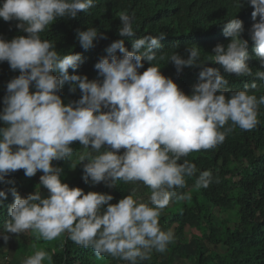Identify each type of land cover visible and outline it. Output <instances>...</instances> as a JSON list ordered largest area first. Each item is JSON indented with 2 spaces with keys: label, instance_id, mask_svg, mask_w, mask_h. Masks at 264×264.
Returning <instances> with one entry per match:
<instances>
[{
  "label": "clouds",
  "instance_id": "1",
  "mask_svg": "<svg viewBox=\"0 0 264 264\" xmlns=\"http://www.w3.org/2000/svg\"><path fill=\"white\" fill-rule=\"evenodd\" d=\"M97 0H2L0 18L16 21L27 35L11 40L0 37V62H7L19 75L6 85L0 110V182L13 184L6 176L23 169L27 177L38 171L40 187L22 197L15 186L0 190V204L8 193L14 202L9 219L0 229L5 245L12 234L31 233L37 241L71 240L81 248L92 249L97 259L116 258L127 264H141L153 252L165 253L175 241L171 229L160 224L170 201L190 200L186 178L196 177L192 190L206 189L218 178L211 170L197 176L190 153L216 149L239 128L250 131L260 123L264 95L256 80L243 90L228 87V76L255 77L264 81V71L247 63L248 40L242 38L243 22L233 17L223 26L230 38L227 45L217 44L212 55L202 58L195 45L185 49L187 57L176 51L167 55L160 41L166 33L135 38L134 16L119 15V36L106 49L107 55L95 63L98 78L76 74L82 63L80 53L62 54L56 41L43 33L58 18H75L96 6ZM239 10L242 0H234ZM254 23L250 37L255 57L264 66V0H248ZM257 16L259 19L257 20ZM76 38L84 50L94 41L106 39L96 27L77 29ZM124 39L132 41V51ZM117 51L121 55H117ZM149 63L143 72L144 62ZM171 61L179 75L185 67L199 66L198 82L186 94L161 67ZM220 64L226 75L207 62ZM161 62H164L163 64ZM73 74H69V69ZM65 83L69 92L79 89L81 96L65 104L60 90ZM34 89V90H30ZM227 93V95H226ZM79 141L82 149L74 155L71 147ZM123 149V152L120 150ZM73 161L82 165L83 180L92 185L103 182L109 188L124 184H143L150 189L145 200L132 187L117 203L112 194L70 187L61 182L62 168L52 161ZM63 245H61L62 247ZM35 249L21 264H53V255L44 247Z\"/></svg>",
  "mask_w": 264,
  "mask_h": 264
},
{
  "label": "trees",
  "instance_id": "2",
  "mask_svg": "<svg viewBox=\"0 0 264 264\" xmlns=\"http://www.w3.org/2000/svg\"><path fill=\"white\" fill-rule=\"evenodd\" d=\"M2 2V0H0ZM243 6L238 10L234 0H97L96 6L87 13L81 11L75 18H58L44 35L47 39L56 41V48L62 54L80 53L82 63L76 69V74L87 75L89 80L97 79L94 65L107 55L105 49L119 36V15L127 12L134 16L133 28L135 38L143 35L166 33L160 41L163 51L170 55L174 50L187 57L185 49L195 45L201 49L202 58L212 55L213 48L219 43L227 45L230 38L223 34V26L234 15L243 22L245 31L242 38L248 40L247 63L253 71H264L259 60L255 57L254 42L250 37V28L254 23L251 13L252 6L248 0H242ZM259 16H257V20ZM16 21L5 22L0 18V37L11 40L18 35H27L16 27ZM89 26L96 27L106 39L94 41V47L84 50L80 46L76 32L87 30ZM125 47L132 51V41L124 39ZM121 55L119 51L116 53ZM162 64L164 62H161ZM208 66L217 68L222 75H228L218 63L207 62ZM144 62L143 72L149 67ZM199 66H188L177 75L174 64L169 61L161 67L165 76L171 77L186 94L191 93L192 86L198 82ZM69 74H73L70 68ZM19 75L18 70H11L9 64L0 62V110L3 109V97L6 85L13 77ZM228 87L232 90H243L245 83L256 80L259 91L256 95H264V81L255 77L237 78L235 74L228 76ZM69 84L65 83L60 95L65 104L78 100L81 96L79 89L75 93L69 92ZM34 90V89H30ZM227 95V93H226ZM260 123L250 131L238 127L216 149L193 152L187 157L197 166V176L200 171L211 170L219 182L213 181L206 189L192 190L196 177L186 178V187L179 193L191 191L190 200H178L175 211L162 214L161 227L171 229L175 235L174 243L168 246L165 253L153 252L151 259L141 264H179L192 262L193 264H264V105L260 106ZM0 122V127H3ZM79 141L73 142L71 147L75 152L81 147ZM70 160V159H69ZM69 160L52 161L54 166L62 168L61 182L70 187H80L85 193L92 184L83 180L82 165L75 168ZM38 171L34 176L27 177L20 169L6 176V180L13 184L0 182V190L15 186L22 197L34 193L39 184ZM116 188H109L104 183L96 192L112 194L114 199L110 203H117L136 185L118 182ZM14 202V197L8 193L7 198L0 204V228L9 219L8 208ZM222 212H232L226 219H219ZM187 230L191 231L187 238ZM31 245L26 239L19 240L16 246V260L10 264H21L19 258L31 255L37 247H44L53 255V264H106L109 257L97 259L92 249L81 248L71 240L58 238L52 242L37 241L30 233ZM207 241L214 247L210 248ZM61 245H63L61 247ZM221 247L222 251L216 249ZM19 257V258H18ZM23 258V259H24ZM182 260V262L179 261ZM47 264V261H45ZM112 264H116L112 262Z\"/></svg>",
  "mask_w": 264,
  "mask_h": 264
},
{
  "label": "rangeland",
  "instance_id": "3",
  "mask_svg": "<svg viewBox=\"0 0 264 264\" xmlns=\"http://www.w3.org/2000/svg\"><path fill=\"white\" fill-rule=\"evenodd\" d=\"M82 149V146L76 151V152H79L80 150ZM121 152H123V149L120 150ZM75 152V153H76ZM75 155V154H74ZM70 163L72 164L73 161L70 159L69 160ZM103 184V182H101ZM101 183L99 184H96V185H92L89 189H92V190H89V191H95L93 188H96V190H98L101 185ZM135 187L138 188V195H140L141 197H143L145 200L147 199V197L150 195V189L147 188L146 186H144L143 184H137ZM43 193H42V196H47L48 195V191L46 188L42 187L41 188ZM181 189H177V193L180 194ZM87 191V192H89ZM177 199L173 198L169 205L163 210L162 214H167V212L169 211H175L176 208L178 207L177 205ZM229 214H234L232 212H228ZM228 213L226 212H222L220 215H219V219H226L228 217ZM162 217V215H161ZM161 217H160V222H161ZM1 229V228H0ZM187 238L189 237L190 235V232L189 230H187ZM23 239H26L28 240L29 242V246L31 245V239H30V233L28 234H20L19 237H17L15 234H12V238L9 240V242L7 243V245H5L4 241L2 238H0V264H10L13 260H16L15 256H16V246H17V243L18 241L20 240H23ZM207 245L210 247V248H213L214 246L212 244H210L208 241H207ZM217 252H221L222 249L221 247H219L218 249H216ZM19 258V257H18ZM24 258V256H23ZM22 257L19 258L20 261L23 260ZM17 261V260H16ZM180 262H182V260L179 259ZM112 262L116 263V264H127V262L125 261H122V260H119V259H116V258H111L109 257V259L107 260L106 264H112ZM186 264H193L192 262L188 261V262H185ZM173 264H179L178 261H175Z\"/></svg>",
  "mask_w": 264,
  "mask_h": 264
}]
</instances>
